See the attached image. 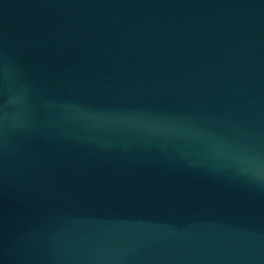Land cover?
I'll use <instances>...</instances> for the list:
<instances>
[{
	"label": "water",
	"instance_id": "1",
	"mask_svg": "<svg viewBox=\"0 0 264 264\" xmlns=\"http://www.w3.org/2000/svg\"><path fill=\"white\" fill-rule=\"evenodd\" d=\"M0 264H264V0H0Z\"/></svg>",
	"mask_w": 264,
	"mask_h": 264
}]
</instances>
